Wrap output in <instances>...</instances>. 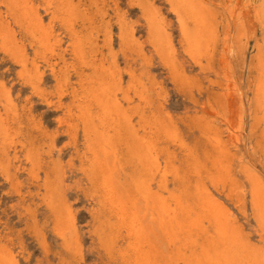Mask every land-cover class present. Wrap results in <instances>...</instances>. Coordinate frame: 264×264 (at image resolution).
<instances>
[{
    "label": "rangeland",
    "instance_id": "374dc122",
    "mask_svg": "<svg viewBox=\"0 0 264 264\" xmlns=\"http://www.w3.org/2000/svg\"><path fill=\"white\" fill-rule=\"evenodd\" d=\"M14 2L4 263L195 264L226 221L236 264H264V0ZM183 192L194 208L177 219Z\"/></svg>",
    "mask_w": 264,
    "mask_h": 264
},
{
    "label": "bare ground",
    "instance_id": "6f19581e",
    "mask_svg": "<svg viewBox=\"0 0 264 264\" xmlns=\"http://www.w3.org/2000/svg\"><path fill=\"white\" fill-rule=\"evenodd\" d=\"M14 3L16 5H18V7L21 6V7H23V9H25V5H27V3L30 4L31 0H28V1L27 0L26 1L16 0V2H14ZM43 39H42V44L45 45V39L44 40ZM5 45H6L5 47L7 49H9L10 46L8 44H5ZM6 97H7L8 100H11V98H10V96L8 94L6 95ZM262 119L264 120V115H263ZM177 172H178V170H177ZM177 172H175L174 174L175 175L178 174ZM199 196H201V195H198V198L201 199V197H199ZM174 200L176 202V209L174 208V211L176 213V218L177 219L182 214L189 213L190 211H193L194 203L191 202L192 201L191 194H189V193H187V194L185 193L184 194V192H183L180 195H176ZM202 206H204L202 209L200 207L197 208V209H199L202 212H201V214L198 213V217H196V219L191 223L192 225L194 223H196L197 226H198L199 222L201 220L204 221L205 219H207L206 218L207 215H212V211H211L212 208L209 207V203H207V204L204 203ZM196 224L193 225L194 228L196 227ZM225 224H226V221L218 222V227L222 228L224 230L221 233V235L219 237V240H216L217 245L214 246V247H209V245H205V247L202 249V251H204L205 254H203L201 256H198V258H195L194 261L196 263H198V264H236L237 248H236V245L232 243L233 241L231 242L232 237L230 235L226 234L227 232L225 231L226 230ZM219 228H218V231H219ZM195 231H196V229L194 231L192 230V232H190V233L193 234V232H195ZM210 241H212V243L210 245H214L215 244V239H212ZM5 255H6L5 251L2 248H0V264H5L4 263ZM135 264H143V262L142 261L141 262H136Z\"/></svg>",
    "mask_w": 264,
    "mask_h": 264
}]
</instances>
